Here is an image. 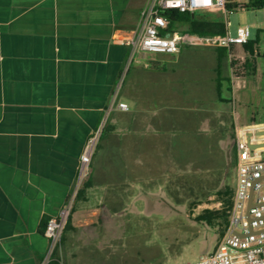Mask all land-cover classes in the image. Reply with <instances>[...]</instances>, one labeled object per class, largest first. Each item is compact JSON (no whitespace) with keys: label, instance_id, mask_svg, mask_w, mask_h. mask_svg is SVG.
<instances>
[{"label":"crops","instance_id":"obj_1","mask_svg":"<svg viewBox=\"0 0 264 264\" xmlns=\"http://www.w3.org/2000/svg\"><path fill=\"white\" fill-rule=\"evenodd\" d=\"M145 4L0 0V264L43 263L44 224L65 204L116 93L128 110L109 115L87 194L124 196L138 168L157 180L159 166L170 164L165 151L170 136L183 135L172 124L188 108V81L175 63L114 41L131 35ZM67 244L58 249L62 264Z\"/></svg>","mask_w":264,"mask_h":264},{"label":"rangeland","instance_id":"obj_2","mask_svg":"<svg viewBox=\"0 0 264 264\" xmlns=\"http://www.w3.org/2000/svg\"><path fill=\"white\" fill-rule=\"evenodd\" d=\"M206 16L225 23L222 12ZM227 18L232 34L249 27L253 39L259 35L257 48L263 54L264 9H228ZM185 50L180 58L148 53L165 65L175 63V74L180 72L188 81V108L176 110L172 124L182 128L183 135L170 136L165 151L172 161L159 166L157 180L138 168L126 180L124 196L86 191L75 203L72 225L77 229L67 235L64 264H186L215 249L217 229L197 218L206 209L221 207L217 193L226 184L235 186L234 143L229 140L234 114L241 123L264 122V57L256 58L255 74L245 75L232 94L228 59L221 67L225 80L219 92L218 50Z\"/></svg>","mask_w":264,"mask_h":264},{"label":"built area","instance_id":"obj_3","mask_svg":"<svg viewBox=\"0 0 264 264\" xmlns=\"http://www.w3.org/2000/svg\"><path fill=\"white\" fill-rule=\"evenodd\" d=\"M249 0H146L139 23L131 35L114 38L116 44L131 48L132 52L177 55L184 48L205 46L225 49L229 64L231 93L245 75L248 59L261 56L255 46L254 54L245 50L251 40L249 27H239L236 34L230 32L227 11L230 7L243 8ZM176 10L193 16L222 12L225 15L222 35L201 37L184 31L181 26L170 27L165 12ZM262 56L264 57V50ZM117 93L110 107L88 138L80 156L78 173L73 187L57 216L48 220L44 236L48 240L46 258L49 264L60 248L63 235L72 215L77 196L90 176L94 154L106 129L111 111L117 108L127 111L126 103H117ZM235 96L233 95V106ZM233 139L235 147V186L229 212V222L215 249L193 263L186 264H264V122L241 123L234 114Z\"/></svg>","mask_w":264,"mask_h":264},{"label":"trees","instance_id":"obj_4","mask_svg":"<svg viewBox=\"0 0 264 264\" xmlns=\"http://www.w3.org/2000/svg\"><path fill=\"white\" fill-rule=\"evenodd\" d=\"M237 7V6H236ZM236 7H230L228 9H236ZM246 9H264V0H249V2L243 6ZM165 15L170 19V27L177 28L181 26L184 31H187L192 34H197L201 37L213 36V35H222L225 32L224 24L218 20L211 19L210 17L206 16H193L191 13H179L176 10L167 11ZM259 44V35L256 39H251L248 44L245 45V50L250 53V55L254 54L255 46ZM218 50V87L219 92L220 89L223 87V80L224 77L221 74V67L222 64L227 59V52L225 49H216ZM256 59L253 58L252 60L248 59L246 63V67L251 72V75L255 74L256 71ZM229 83V91L231 92V85L230 80L227 78ZM222 99V98H221ZM223 100V99H222ZM229 140L233 141V133L229 135ZM234 158L232 161V165L235 166V147H234ZM89 187V183L86 182L83 188L80 190L77 201H80L85 193L86 189ZM234 188L231 184H226L224 190H221L217 193V202L221 204L219 209L210 210L206 209L201 214H199L197 220L202 223H206L208 226L217 229L219 237L223 234L224 230L226 229L228 222H229V212L232 204V196H233ZM76 201V202H77ZM75 211V206L73 212ZM72 212V213H73ZM44 224V229H45ZM74 229L72 227V215L70 216L62 241L64 242L67 239V235L70 230ZM62 242V243H63ZM49 264H62L61 258L58 255V250L55 252L52 260Z\"/></svg>","mask_w":264,"mask_h":264}]
</instances>
